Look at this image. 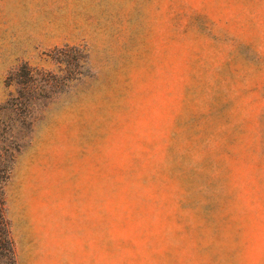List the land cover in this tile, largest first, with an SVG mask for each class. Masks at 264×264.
I'll list each match as a JSON object with an SVG mask.
<instances>
[{
  "label": "rangeland",
  "instance_id": "rangeland-1",
  "mask_svg": "<svg viewBox=\"0 0 264 264\" xmlns=\"http://www.w3.org/2000/svg\"><path fill=\"white\" fill-rule=\"evenodd\" d=\"M0 264H264V0H0Z\"/></svg>",
  "mask_w": 264,
  "mask_h": 264
}]
</instances>
